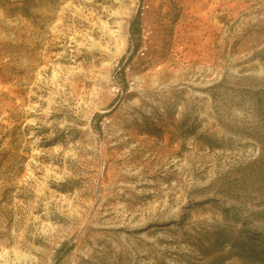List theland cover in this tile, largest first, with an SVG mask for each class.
Listing matches in <instances>:
<instances>
[{
  "label": "rangeland",
  "instance_id": "1",
  "mask_svg": "<svg viewBox=\"0 0 264 264\" xmlns=\"http://www.w3.org/2000/svg\"><path fill=\"white\" fill-rule=\"evenodd\" d=\"M0 264H264V0H0Z\"/></svg>",
  "mask_w": 264,
  "mask_h": 264
},
{
  "label": "built area",
  "instance_id": "2",
  "mask_svg": "<svg viewBox=\"0 0 264 264\" xmlns=\"http://www.w3.org/2000/svg\"><path fill=\"white\" fill-rule=\"evenodd\" d=\"M139 53H140L141 55H143V49H140V50H139Z\"/></svg>",
  "mask_w": 264,
  "mask_h": 264
}]
</instances>
